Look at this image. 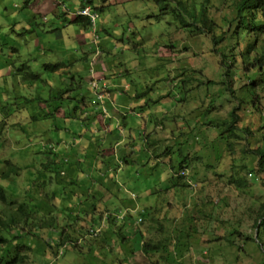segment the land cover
<instances>
[{
	"label": "rangeland",
	"instance_id": "rangeland-1",
	"mask_svg": "<svg viewBox=\"0 0 264 264\" xmlns=\"http://www.w3.org/2000/svg\"><path fill=\"white\" fill-rule=\"evenodd\" d=\"M26 1L29 6H37V13L31 14V9L25 6V0H0V171L3 169L2 162L5 160L20 169L17 176L10 175L0 185L6 186L7 200L28 202L40 199V202H46L50 210L54 211L59 204L64 207L69 206L68 203L71 202L72 196L68 191L71 190L72 185L69 181L65 183L57 180L60 179L57 173L61 169V164L59 160L50 158L56 153L52 150L57 146L55 143L58 136L57 132L52 131L54 125L56 126L55 119L46 116L50 107L46 108L45 105L50 102L44 100L57 94L56 91L52 92L53 88H49L45 83H54L55 79L59 78V73L53 74L44 66L54 64L49 61L53 60L54 56L60 55L62 51L60 47L69 42V38L63 41L58 38L60 33L62 36L70 37L75 33L74 29L78 28L75 24L69 23L65 10L76 8L82 0H47L50 3L44 5L41 0ZM181 1H186L188 6L190 2L192 3V0ZM195 1L199 5L202 0ZM93 3L96 6L105 5L106 7L101 12L95 11L97 16L91 28L86 31L81 29L80 37L83 35L86 42L85 50L89 52L87 60L92 59L88 69L96 65L97 75L102 79L100 80L102 87L107 84H111L110 86L120 83L121 86L127 84L130 97L134 98L135 93L138 92L146 93L143 99L146 102L149 101L148 104H150L147 108L142 107L141 109L146 116L150 115L152 126L141 119H135L134 122L137 133L141 131L142 135L131 138L128 130L132 127L127 126L121 130L122 136L117 137L111 146L109 144L100 146V140L94 143L98 147L93 150L100 152L98 162L101 161L112 168L120 165L119 162L126 161V155H124L126 153H122L124 145L130 142L126 141V138L132 140L130 143L136 150L135 156L132 157V167L138 168L136 170L138 174V170L142 168L141 173L144 177L130 174L133 168H129V160L124 166H122L123 163L121 164L123 171L119 178L124 180H120L122 187L117 182V185L121 187L118 189L121 190V194L128 190L137 195L136 199L135 194L128 192L129 196L134 197H130L126 204L134 200L138 202L136 203L138 210L136 208L125 210L132 227L127 230L126 234H136L138 213L150 207L149 217L155 223L149 220L142 225L143 227H140V230L144 231V239L155 235H166L173 240L180 228L188 229V233L191 234L190 238L183 236L185 242L189 243V250L177 256L178 263L260 264L263 255L256 246V242L242 241L245 236L255 239L258 233L255 220L264 213V187L262 185L264 175L255 173L256 159L248 153H243L246 148L255 146L256 136L247 138V140H244L242 135H240V140L230 138L228 141L232 144L228 149L225 141L213 139L212 131L201 124L204 120L206 122L210 119L218 123L226 119L229 111L238 104L235 100L237 92L230 94L223 91L222 86L217 84L221 80V70L217 59L211 53L212 47L209 39L203 35H190L187 29L177 28L176 23L178 22L173 19V14H169L170 10L159 17L161 12L154 0H106L104 2L99 0ZM107 3L110 4L107 5ZM210 3L213 7L209 9L208 14L217 24L214 34L220 35L226 29L222 24L232 16L230 0H225L221 6L217 0H210ZM50 5H55V9H58L54 11L57 16H53L50 12L44 13ZM194 5L197 8V5ZM93 29L97 32L96 40L92 34ZM77 43L79 46L84 45L82 41H77ZM169 43L174 44L171 45L173 47H170ZM243 45L244 41H241V46ZM75 52H78L77 56L80 58L79 49L74 52L69 50L66 54L74 56ZM22 64L28 66L27 73L37 75L38 78L32 80L26 77L23 80L22 76L21 81L20 77L14 76L20 73L15 69ZM183 67L188 69L186 72L190 75L186 87L183 78L178 77ZM10 71L13 74H10ZM65 75L68 78L67 83L72 84L71 76L67 73ZM80 75L86 87L83 92L89 95L88 82L91 78L87 70L85 72L81 69ZM165 76H167V82L159 81ZM206 81H212L216 85H205ZM233 88H237V85L235 84ZM167 92L170 97L165 96L163 101L153 104L148 100V98L155 100L159 95ZM56 100L58 99H53V101ZM100 105L98 104L95 108L98 110L104 106L106 108V105ZM66 109L64 105L63 109L56 112L57 121L62 124H65L64 121H60L62 111ZM206 109L210 111L207 112ZM162 110H167L165 117L170 122L167 123L166 119L162 121L160 115L159 118H155V115L158 116ZM201 110L207 112V117L197 120ZM237 114L240 117L238 127H246L257 133V128L263 122L261 116L254 114L247 104H240ZM180 115H182L181 118H179ZM67 127V131L78 132V129L71 124ZM197 132L198 134H195ZM99 135H102V132ZM147 136H150V141L168 140L164 142V145L172 144L174 150L170 157L173 158V162L178 160L176 149L182 148L184 153L189 150L187 145L191 142L194 144L198 140V145L194 146L191 152V154L195 153L194 156L200 161L195 164L198 174L195 181L189 183L188 178L185 177L176 183L175 190L165 192L164 196L160 195L154 200L151 198V200H146L144 190H149L154 185L161 189L166 188L170 185L169 180L166 182V175L171 174L167 164L156 162L157 166L159 165L158 172L148 177L152 175L150 167L154 161L147 158L145 152L151 154L156 147L149 145ZM191 137H193L192 140H190ZM212 140L213 143H211ZM182 141L185 143H181L180 146L174 144ZM144 148L149 152L144 151ZM127 156L130 157L131 154ZM48 161L50 172H47L48 167H45ZM48 175L50 177H47ZM231 175L234 179L242 180L241 186L229 183ZM55 189L61 191L65 189L68 199L60 200V194L50 193ZM47 196L54 197V199H44ZM169 200L170 205L167 210L161 208ZM72 209L70 206L64 212ZM85 209L76 205L72 213L77 218H82V211ZM104 209L99 208L96 214L104 218V214L108 212ZM130 213H133L132 218ZM58 215L64 216L62 212ZM113 215L116 216L115 213ZM164 216L166 220L161 219ZM76 217L70 218L68 222L61 219L63 222L58 223V228H62L65 223H71L74 226L69 225L64 229L72 231L76 228L81 240L71 238L69 244L73 248L66 252L69 253V257H63L66 249L64 248L54 264H62L61 260L63 264H101L103 260H109L112 264L126 263V261H119L115 255L111 257L109 253H104L114 251L118 254L119 251H123L115 246L112 250L111 246L121 241L105 239L106 226L97 236L92 237L89 236V231L97 228L98 223L94 222L95 225H91L93 222L91 220H85L84 223L78 222ZM114 220L116 225L121 227L125 218ZM80 224L82 226H79ZM159 227L162 228L161 232L158 231ZM233 230L239 231L242 237L235 236L234 246H229L224 237ZM54 234L58 237V233L52 235ZM134 236H132L133 239L128 236L132 239L129 247L133 254L130 259V256H127L125 260L128 264H150L139 249L140 238L137 234L135 238ZM39 244L42 243L39 242ZM41 254L42 256L40 252L36 253L35 264H47L54 257L49 253ZM98 254H100L98 260H94ZM118 256L123 257V254Z\"/></svg>",
	"mask_w": 264,
	"mask_h": 264
},
{
	"label": "trees",
	"instance_id": "trees-1",
	"mask_svg": "<svg viewBox=\"0 0 264 264\" xmlns=\"http://www.w3.org/2000/svg\"><path fill=\"white\" fill-rule=\"evenodd\" d=\"M94 1L99 0H82L81 9L89 7L90 12L91 10L94 11L91 12L92 15L96 17L97 15L95 14V11L101 12L106 6H96L93 3ZM100 1L104 2L106 0ZM217 1L221 6L225 0ZM154 2L157 4V7L161 12L159 17L168 13L169 11L167 10H170L169 14H173V19L178 22L176 23L177 28H181L182 30L187 29L190 35H203L209 39L212 47L211 53L217 59L218 66L221 70V80L217 84L221 85L222 90L225 92H229L230 94H235L237 92L238 95L235 96V100L238 104L229 111L226 119H223L218 123L212 122L209 119L206 122L204 120L201 124H204L212 131L213 139L225 141L228 149H230L232 144L231 141H228L230 138L240 140V135H242V138L247 140V138H254L256 136L255 146L252 148H246L243 153H248L256 159L254 167L255 173L264 175V0H230L232 16L225 20L222 24L226 29L225 32L220 35L214 34V29L217 24L208 14L209 9L213 7L210 0H202L199 5L198 2L192 0V3L190 2V6L186 4V1L182 2L181 0H154ZM194 4L197 5V8ZM70 22L76 24L77 27L79 26L78 28H83L84 30H88L94 25V21L92 23L89 17L77 14H75L74 18ZM94 32L97 36V32ZM241 41H244L243 46H241ZM168 45L173 47L171 45L174 44L169 43ZM88 53V51L81 52L80 60H73L66 63H54L50 65L47 64L44 66L47 71L52 72L53 74L59 73V78L55 79V81L52 80L54 83H45V85L49 88H53L52 92L56 91L57 94L50 97L48 100H44L48 103L50 102L45 105L46 108L50 107L48 115H46L47 117L56 119V112L63 109V106L66 105L67 109L62 111V115L71 116L76 113L75 117L82 119V116L84 117L85 115L83 111L85 107H96L98 104H101L100 106L108 105L106 101L109 100L110 96H108V94L110 93H108L107 88L102 87L100 82L95 80L94 77H92V81L96 82V88L90 87L88 90L89 95L83 92L86 90V87H84V79L80 75V71L81 69L85 70V72L87 70V67L85 66L86 64L84 63L87 62ZM27 69L28 66L22 64L19 68L15 69L16 71H20V73L14 76L20 77L21 81L22 76L23 80L26 79V77H29L32 80L38 78L37 75L27 73ZM187 70L188 69L185 67L181 68L178 76L183 78L185 87L190 79V75H188L189 73L186 72ZM96 71V65L95 67H91L90 75L96 73ZM65 73L71 76L70 78L72 84L69 85L67 83L68 78L65 77ZM10 74H13L12 71H10ZM159 81L167 82V76L159 79ZM171 81H173V79H171ZM90 82L91 81L88 82V85ZM235 84L237 85V88L234 89L233 86ZM205 85L213 86L216 85V83L206 81ZM115 87H117V85ZM98 94H102L104 96L99 101L97 100ZM138 94L135 93L134 98L130 97L129 94H126V104H137L136 108H130L127 111L129 115L136 113L134 112L135 110L142 113L143 111L141 108H147L148 105H150L148 104L149 101L146 102L145 99H143V96H145L146 93L138 92ZM165 96L170 97V94L167 92L164 95H159L155 100L151 98H148V100L154 104L163 101ZM53 99L58 100L53 101ZM180 102H182V99H180ZM240 104L249 105L254 114L259 117L261 116L260 118L263 122L257 128V133H254L246 127H238L240 117L237 112L240 108ZM104 109L106 111L105 106ZM99 110L102 114H104L102 109ZM165 111L162 110L156 118H159L160 115L161 120L164 121L166 119L165 116H167ZM196 111L199 113L197 109ZM206 111L209 112L210 110L206 109ZM206 111L202 112L201 110L197 120L203 119V117L206 119ZM181 116L182 115H180L179 118H181ZM87 119L89 118L84 117L82 120ZM35 121L37 120L35 119ZM168 122L170 121L167 120V123ZM52 129L54 132L59 130L55 125ZM195 134H198V132ZM146 139H148L149 145H152L154 148L156 147L153 149L151 154L148 149L144 148V151L148 150L149 152V154L145 152V156L154 161L150 167L152 175L148 177H152L154 172H158L159 165L157 166V163L167 164L168 170L171 172V174L168 173V175H166V182H168V180L170 181L169 186L161 189L160 187L158 188L154 185L149 190H144V192H146L144 193L145 197H147L146 200L150 198L154 200L155 198H159L160 195L164 196L163 193L165 192L175 190L177 185L176 183L185 177L188 178L189 183L191 181H195V177L198 176L196 173L197 171L195 170V164L200 161L198 157L194 156L195 153L191 154V152L194 146L196 147L198 145V140L197 142H194V144L191 142V144L187 145L189 150H186L184 153L182 148L176 149L178 160L173 162V158L170 157L174 150L172 144L166 143L167 146L164 145V142H167L168 140L150 141V136H147ZM192 139L193 137L190 138V140ZM213 142L214 141L212 140L211 143ZM181 143L184 144L185 141L174 144L180 146ZM144 144H146V142ZM2 164L3 169L0 171V183L5 182L10 175H18L20 170L19 167L6 160L3 161ZM141 175L144 177L143 173L138 176ZM250 176H252V174H250ZM229 183H235L237 186H241L242 180L234 179L231 175ZM262 185L264 187V179L262 181ZM5 187L6 186L4 185H0V264H35L34 257L38 252H40V256H42L41 253H49L55 256L57 254V250L63 245H65L66 248L65 253L72 250L73 247L69 244L72 240L71 234L65 232L64 228H68L69 225H74L71 223H65L62 228H58V208H55L54 211H52L50 210L49 205L44 201L40 202V199L28 202L7 200L5 196ZM44 199L50 200L54 199V197L47 196ZM169 205L170 200L166 201V204L162 205L161 208L167 210ZM150 211V207L141 210V213H138L139 217L137 216L136 219V221L140 219L137 224V234H139V238L141 240V244L139 245L141 254L150 262V264H176L177 256H181L184 252L189 250V243L185 242L183 236L185 238H190L191 234L188 233V229L183 230L180 228L173 240L169 239L166 235H155L144 239V231H141L140 227H143L142 225L146 224L149 220L155 223V221L149 217L151 215ZM165 218V216L161 217V219ZM107 219L109 225L104 226L109 227L110 230L112 227V236L117 240L124 241L123 226L120 227L114 223L115 217L111 220L110 217L107 216ZM255 227L258 228V233L255 239H250L245 236L242 238V241L256 242V246L263 255L260 264H264V213L260 214L255 220ZM161 229L162 228L159 227L158 231L161 232ZM55 231H58L59 234L56 240H52L50 236L53 238L54 235L52 234ZM173 232L175 233L176 229L173 230ZM235 236L242 237L237 230L229 232L227 236L224 237L229 246H234V241H236ZM39 242L42 244H39ZM127 251V254H132L133 252L132 249ZM125 259L126 258H123V260ZM177 264L180 263L177 262Z\"/></svg>",
	"mask_w": 264,
	"mask_h": 264
},
{
	"label": "crops",
	"instance_id": "crops-1",
	"mask_svg": "<svg viewBox=\"0 0 264 264\" xmlns=\"http://www.w3.org/2000/svg\"><path fill=\"white\" fill-rule=\"evenodd\" d=\"M26 1V0H25ZM53 1V0H52ZM41 2L44 4L50 3L47 0H41ZM26 8L31 9V14L37 13L36 8L37 6L30 5L26 2ZM110 3H107V5ZM82 7L81 3H78L76 8L70 9V10H65L67 13L68 17L67 20L69 23L70 21L74 18L75 14L77 11H79ZM58 9H55V5H50L47 10L44 11V13L50 12L53 16H57L54 11ZM27 12V11H26ZM42 13V12H41ZM65 21V18H63ZM76 25V24H75ZM79 27V26H78ZM84 31V29L82 28ZM81 28H76L74 29V32L72 36H62L60 33V36L58 38H61L63 41L65 38H69L68 44H65V46L60 47L61 54L58 56H54V59L49 61L51 63H66V62H71L73 60H80L78 55V52L74 53V56L72 54L67 55L66 52L71 50H80L81 52L86 51V42L83 39V35L80 37V34L82 32ZM86 31V30H85ZM77 41H82L84 45L79 46ZM88 51V50H87ZM55 53H59L58 51H55ZM92 62V59L90 58L85 62V66L87 67V72L88 76L91 78L90 81H92V77L94 75L95 80H102L98 77L97 72L93 73L90 75V68L88 69V66ZM95 63H98L95 61ZM88 77V78H89ZM87 80V78H86ZM101 83V82H100ZM111 85V84H110ZM109 84L103 85V87H106L108 90V96H110L109 100L106 101L108 105H106V114H101L100 110L96 109L95 107H85L84 108V117H87L89 119L87 120H82L84 117L82 116V119L80 120L79 118L75 117L76 114H73L71 116H66L64 118V115L61 116L60 121H64L65 124H62L57 121V118L55 119L56 121V127L59 129L55 132H57L58 140L56 141V148L53 149V152H56L54 155H51L50 158L59 160L61 164V169L58 171L57 175L60 176V179H57L58 181L62 180L63 182L69 181V183L72 185L71 190L68 192L71 193V202L68 203L69 206L64 207L63 205L59 204L58 205V213L62 212L63 217L59 216L57 217L58 223L63 222L61 219H64L65 221H69L70 218L76 217L73 213L72 210L78 205L80 208H86L85 210L82 211V218H77L78 222H83L85 220H91L93 221L91 225H95L94 222L101 224L102 222L104 225H109L107 216L110 217L111 220L114 219L113 213L117 214L121 210H126V209H137L138 210V202H135L132 200L130 204H126L129 200V193H133L132 191H124L123 194L120 193V189L122 186V182H120V175H122V167L121 164L123 163L122 166L127 164L130 160V166L129 168H133V161L132 157L135 156L136 150L133 147V144L130 143L132 140L129 138H126V141H130L124 145V148L122 153L124 152L126 154V163L125 161L119 162L120 165L116 166L115 168H112L110 166H107L98 162L100 152L99 150L94 151L93 149L95 147H98L97 143L100 140V146L109 144L110 146L114 142V140L117 137H121L122 133L121 130L125 129L127 126H131L132 129L128 130V133L130 134L131 138H135V136H140L143 134L141 131L137 133V128L134 125V122L136 121L135 119H141L145 120V122L148 123V125L152 126V121L150 120L151 117L146 116L143 112H139L138 110H135L134 114H128V110L130 108L134 109L136 108L137 104H126V94L128 93V87L127 84H118L117 87L115 86H110ZM117 89V91H116ZM112 93H111V91ZM109 115V116H108ZM67 117H70L69 119H66ZM157 115H155V118ZM150 118V119H149ZM91 119V120H90ZM73 125V127H76L78 129L77 133H72L69 130L67 131V126L68 125ZM89 126V127H87ZM130 127V128H131ZM154 127V124H153ZM102 132V135H99V133ZM96 145V146H95ZM109 146V147H110ZM112 148H115V146H112ZM128 154H131V156H127ZM138 158V157H137ZM140 160V159H139ZM118 162V159H117ZM49 161L47 162V165L45 167H48ZM48 171L50 172L49 167L47 168ZM138 168L134 167L133 170L130 171V174H136L139 175L142 172V168L138 170L139 174L136 172ZM55 174V173H54ZM47 177H50L48 175ZM124 181V180H123ZM135 181V180H134ZM117 182L121 187L117 185ZM117 185V187H116ZM50 193L54 194H60V200L68 199V195H66L65 189L63 191L59 189L51 190ZM62 194H65L62 196ZM135 194V193H133ZM136 196V194H135ZM137 199V196H136ZM120 202V204H119ZM137 203V204H136ZM126 204V205H125ZM72 206V210L68 212H64L65 209H69V207ZM99 208H105L104 210L107 209V213L104 214V218H102L100 215L98 216L96 214V211H98ZM132 214L131 218H132ZM133 220V219H132ZM116 224V221H114ZM123 229L124 227L125 230L123 231V237L124 241L121 240L120 243L113 244L111 246L112 250L113 247H117L118 249L121 248L123 251L118 254L116 252L112 251H105L104 253H109V255L112 257L115 255L119 261H126L125 264H128L127 260H123V257L126 258L127 256H130L129 259L132 257V254H127V250L131 249L129 247L130 242L132 241L134 234H126L127 230L132 229L130 220L128 219V216L125 218V221L122 222ZM135 224V223H134ZM62 225V223H61ZM81 226V224L79 225ZM106 226L107 233L105 235V239H114V241H118L115 237L112 236L111 230L109 227ZM66 232H71V237L76 238L78 240H81L79 237V231L75 228V230L72 231H67ZM136 234L137 231L135 230ZM54 233H58V231H55ZM59 234V233H58ZM135 234V236H136ZM55 239L57 236L54 234ZM128 236H130L132 239H130ZM134 236V238H135ZM51 237V236H50ZM137 237L139 238V234H137ZM52 238V237H51ZM53 240V238H52ZM119 242V241H118ZM67 247V245H66ZM59 249L57 250V252ZM69 253H63V257H69ZM120 254H123V257L118 256ZM98 257H100V254L95 257L94 260H98ZM128 258V257H127ZM62 264L63 261L61 260ZM112 264L111 261L109 260H103L101 264ZM73 264V263H72Z\"/></svg>",
	"mask_w": 264,
	"mask_h": 264
},
{
	"label": "built area",
	"instance_id": "built-area-1",
	"mask_svg": "<svg viewBox=\"0 0 264 264\" xmlns=\"http://www.w3.org/2000/svg\"><path fill=\"white\" fill-rule=\"evenodd\" d=\"M77 15H84L90 18V20L93 21L95 20V16L91 14L89 8H84L81 9L79 11H77L76 13ZM92 34L94 36V39H97V36L95 35L94 29L92 30ZM92 63V62H91ZM90 87L92 88H96V82L91 81L90 82ZM104 96L102 94H98L97 95V100H101ZM102 112H105V109L102 108ZM131 198H133V195H130ZM126 216H128V214H126V211H120L118 214H116V218L117 219H123ZM140 219H138L136 222L139 223ZM104 228V223L102 222L99 226H97V228H95L94 230H90L89 231V236L95 237L99 234L100 230ZM65 248V245H63L62 247L59 248V251L57 252V254L53 257V259L51 261H49L47 264H54V261L63 253V250Z\"/></svg>",
	"mask_w": 264,
	"mask_h": 264
},
{
	"label": "bare ground",
	"instance_id": "bare-ground-1",
	"mask_svg": "<svg viewBox=\"0 0 264 264\" xmlns=\"http://www.w3.org/2000/svg\"><path fill=\"white\" fill-rule=\"evenodd\" d=\"M87 8V7H86ZM92 14V13H91ZM81 16H84V15H81ZM90 85V84H89ZM138 94V93H137ZM139 95V94H138ZM139 99V98H138ZM104 114H106V111L104 112ZM115 217V219H116V216H114Z\"/></svg>",
	"mask_w": 264,
	"mask_h": 264
}]
</instances>
